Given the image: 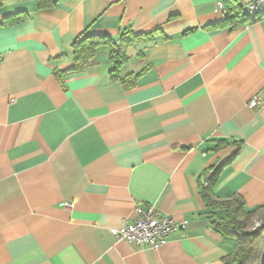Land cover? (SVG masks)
<instances>
[{"label":"crops","instance_id":"crops-1","mask_svg":"<svg viewBox=\"0 0 264 264\" xmlns=\"http://www.w3.org/2000/svg\"><path fill=\"white\" fill-rule=\"evenodd\" d=\"M250 1L2 0L0 264H224L235 239L199 183L223 164L214 195L264 205V16L246 20ZM123 31L154 35L127 46L118 78L106 46L74 69L76 38ZM147 205L188 223L159 247L110 233Z\"/></svg>","mask_w":264,"mask_h":264},{"label":"trees","instance_id":"trees-1","mask_svg":"<svg viewBox=\"0 0 264 264\" xmlns=\"http://www.w3.org/2000/svg\"><path fill=\"white\" fill-rule=\"evenodd\" d=\"M38 7L51 6L55 0H36ZM2 0H0V6ZM247 20V18H246ZM154 32L132 35L126 31L121 32L118 42L110 37L94 34L76 38L72 43V59L74 69H81L88 65L90 58L102 46L110 49V59L114 64L110 74L118 78L117 68L126 58V48L138 39H152ZM230 160H226L227 163ZM223 164L214 169L211 176L199 183V194L208 208L213 211L223 210L224 215L214 218L213 223L217 231L225 236L235 239L234 249L223 258L224 264H251L256 256V249L264 229V219L259 227L251 229V221L264 210V205L254 209H247L244 200L236 195L226 199L218 198L213 193V186L219 177ZM264 218V217H262Z\"/></svg>","mask_w":264,"mask_h":264},{"label":"built area","instance_id":"built-area-1","mask_svg":"<svg viewBox=\"0 0 264 264\" xmlns=\"http://www.w3.org/2000/svg\"><path fill=\"white\" fill-rule=\"evenodd\" d=\"M221 7L220 3H217ZM244 15L250 21L264 16V0H252L244 7ZM260 104L259 95H254L248 102L252 108ZM66 208H70L68 202L62 203ZM188 221L186 219L176 221L171 215L161 213L153 205L145 207L136 206L134 217L125 221L119 227L109 229L110 233L116 238H123L138 245H150L159 247L165 241L168 234L176 229H184ZM260 223L255 221L253 229L259 227Z\"/></svg>","mask_w":264,"mask_h":264},{"label":"rangeland","instance_id":"rangeland-1","mask_svg":"<svg viewBox=\"0 0 264 264\" xmlns=\"http://www.w3.org/2000/svg\"><path fill=\"white\" fill-rule=\"evenodd\" d=\"M262 217H264V210L262 211V213H261L259 216H256V217L251 221L249 227H250L251 229H253V225H254L255 221H258L260 224H263V223H262V221H263L262 219H264V218H262ZM263 241H264V229H263L262 235H261V237H260V239H259V244H258L257 249H256V250H257V251H256V256H255V258H254V260H253V262H252L251 264H258V256H259V252H260L261 246H262V244H263Z\"/></svg>","mask_w":264,"mask_h":264},{"label":"water","instance_id":"water-1","mask_svg":"<svg viewBox=\"0 0 264 264\" xmlns=\"http://www.w3.org/2000/svg\"><path fill=\"white\" fill-rule=\"evenodd\" d=\"M258 264H264V241L259 252Z\"/></svg>","mask_w":264,"mask_h":264}]
</instances>
